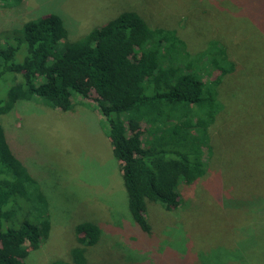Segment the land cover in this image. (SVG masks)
<instances>
[{
	"label": "rangeland",
	"instance_id": "1",
	"mask_svg": "<svg viewBox=\"0 0 264 264\" xmlns=\"http://www.w3.org/2000/svg\"><path fill=\"white\" fill-rule=\"evenodd\" d=\"M3 4L0 43L2 34L46 14L61 19L66 42H72L118 14L133 11L151 27L175 30L192 54L218 40L238 62L234 75L220 88L224 107L208 133L210 154L202 158L205 175L190 186L179 185L182 204L177 211L147 203L150 233L142 232L130 216L120 169L93 95L73 98L68 112L33 100L19 101L0 115L10 154L46 201L43 206L17 195L13 222L7 226L37 224L43 210L49 216V232L29 253L26 264L71 262V251L79 247L76 228L88 222L101 234L95 245L85 248V264H249L248 255H253L264 233L260 231L264 228L260 226L264 223V0ZM57 51L61 53V45ZM245 234L241 243L239 237Z\"/></svg>",
	"mask_w": 264,
	"mask_h": 264
},
{
	"label": "trees",
	"instance_id": "2",
	"mask_svg": "<svg viewBox=\"0 0 264 264\" xmlns=\"http://www.w3.org/2000/svg\"><path fill=\"white\" fill-rule=\"evenodd\" d=\"M8 1L0 0L3 6ZM66 36L54 14L1 35L0 115L19 101L33 100L68 112L73 98L93 95L130 216L142 232L150 233L147 203L177 211L182 204L178 187L190 186L206 173L202 158L210 154L208 133L224 107L220 88L234 75L237 58L218 40L192 54L175 30L151 27L133 11L118 14L76 41L66 42ZM17 195L46 206L35 181L10 154L0 127V264H26L50 229L47 210L37 224L7 226L13 222ZM100 234L93 223L78 225L79 247L71 251V262L50 264H85V248L95 245ZM259 236L249 264H264V233ZM246 237L240 236V242Z\"/></svg>",
	"mask_w": 264,
	"mask_h": 264
}]
</instances>
